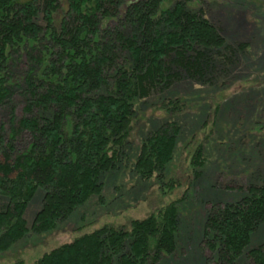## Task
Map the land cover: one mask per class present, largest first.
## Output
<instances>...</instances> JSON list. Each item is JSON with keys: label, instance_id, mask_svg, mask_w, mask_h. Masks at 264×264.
<instances>
[{"label": "trees", "instance_id": "obj_1", "mask_svg": "<svg viewBox=\"0 0 264 264\" xmlns=\"http://www.w3.org/2000/svg\"><path fill=\"white\" fill-rule=\"evenodd\" d=\"M189 4L67 0L63 8L60 0H0V114H11L0 128V253L31 232L51 233L101 196L103 177L128 159L140 99L182 73L204 78L216 57L229 60L230 42L204 9ZM15 90L20 118L12 115ZM164 106L183 108L180 99ZM181 133L176 121H165L145 135L132 166L140 180L175 190L178 182L164 178ZM201 158L202 147L192 158L195 170ZM38 192L41 210L28 229L25 213ZM181 201L14 264H160L177 249ZM263 224L264 185L248 187L236 202L210 204L200 243L206 261L264 264V245L250 247Z\"/></svg>", "mask_w": 264, "mask_h": 264}, {"label": "rangeland", "instance_id": "obj_2", "mask_svg": "<svg viewBox=\"0 0 264 264\" xmlns=\"http://www.w3.org/2000/svg\"><path fill=\"white\" fill-rule=\"evenodd\" d=\"M67 0H60L66 8ZM192 10L204 9L230 42L229 60L214 59L204 78L182 77L137 102L128 159L121 169L103 177L104 190L79 208L67 221L48 234L29 233L7 253L0 264L31 263L45 253L92 233L104 226H129L172 202L179 203L181 226L175 253L160 264H215L206 261L201 248L206 209L216 202H236L250 186L264 185V0H188ZM58 13L57 21L61 20ZM16 91V92H15ZM20 118L23 105L15 90ZM180 99L181 110L169 111L165 103ZM10 109L2 110L0 128L11 120ZM165 121L181 127L173 161L164 182L173 178L179 185L170 192L165 183L143 182L132 170L145 135ZM10 130V126L5 128ZM23 142L27 134L19 136ZM202 147L203 167L195 170L192 158ZM43 193L29 204L25 219L28 229L41 210ZM3 206L0 199V208ZM264 245V224L254 234L250 247Z\"/></svg>", "mask_w": 264, "mask_h": 264}]
</instances>
